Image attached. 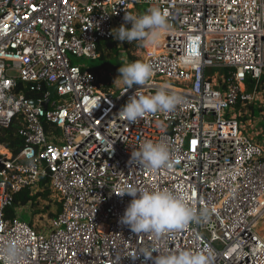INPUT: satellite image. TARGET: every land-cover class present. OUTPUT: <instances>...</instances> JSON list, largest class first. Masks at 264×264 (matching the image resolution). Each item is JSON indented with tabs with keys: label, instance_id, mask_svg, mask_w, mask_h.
I'll use <instances>...</instances> for the list:
<instances>
[{
	"label": "built area",
	"instance_id": "built-area-1",
	"mask_svg": "<svg viewBox=\"0 0 264 264\" xmlns=\"http://www.w3.org/2000/svg\"><path fill=\"white\" fill-rule=\"evenodd\" d=\"M141 5L169 25L162 52L147 51L143 91L163 87L183 102L129 122L119 111L140 86L106 90L75 60L98 59V44ZM209 68L225 73L210 78ZM262 82L264 0H0V132L16 124L24 143L17 153L0 143V249L18 243L21 264H154L144 250L264 264V149L233 113ZM149 140L169 146L173 167L132 161ZM43 180L60 196L51 229L7 218L14 197ZM130 187L173 191L208 216L160 238L135 234L120 223Z\"/></svg>",
	"mask_w": 264,
	"mask_h": 264
},
{
	"label": "clouds",
	"instance_id": "clouds-1",
	"mask_svg": "<svg viewBox=\"0 0 264 264\" xmlns=\"http://www.w3.org/2000/svg\"><path fill=\"white\" fill-rule=\"evenodd\" d=\"M125 23L113 28V38L129 44L136 42L139 46L156 45L161 33L168 28L167 14L157 7L137 14H127ZM131 27H128V24ZM119 75L114 84H122L128 89L138 85L119 113L129 122H135L147 114L174 111L183 101L182 98L166 88H158L154 93L146 94L143 86L152 78L153 68L142 60H124L118 68ZM132 161L150 170L171 168L174 165L169 146L164 142H143L131 153ZM129 195L132 200L126 207L120 223L127 226L135 234H151L160 238L173 230L182 229L190 222L207 218L208 210L203 209L199 215L191 208L183 197L173 191L156 188L130 187L120 192V196ZM147 259H153L154 264H207L203 254L191 250H182L166 254H157L144 250ZM22 247L13 241L0 249V259L3 264H21Z\"/></svg>",
	"mask_w": 264,
	"mask_h": 264
},
{
	"label": "rangeland",
	"instance_id": "rangeland-1",
	"mask_svg": "<svg viewBox=\"0 0 264 264\" xmlns=\"http://www.w3.org/2000/svg\"><path fill=\"white\" fill-rule=\"evenodd\" d=\"M146 11V6H138L137 12L141 13V11ZM165 32L163 31L159 37V40L156 45L149 46V47H139L138 50L134 52V56H136L137 60L145 61L147 56V51H158V53L162 52V48L160 45L163 42ZM121 41L118 40V44H120ZM119 55H118V67L121 66V63L124 60H127L129 62L134 60H129L126 54L122 51V47H119ZM73 60V59H72ZM113 63H116V60H113L111 57L108 59L107 64L110 65L112 61ZM76 63L82 67H86L90 70H95L103 65V61L96 59H79L75 60ZM225 71L223 69L218 68H209L207 71L208 77H214L219 78L222 75H224ZM119 75L118 69L113 70L110 74V88L111 91H117L123 87H125L122 84H114L115 79ZM171 83V82H170ZM103 85V83H102ZM105 86V85H103ZM249 92H252L254 89L255 84H252L251 82H248L247 84ZM264 82L261 83L260 87L256 88L254 93V101H251L249 103H246L244 105H239L234 114L240 113V126L242 132L251 139L252 142L255 144L263 147L264 149ZM237 115V114H236ZM238 116V115H237ZM41 186V183H40ZM48 192L50 193L49 199L52 198V200H60L59 194L53 190L51 186L48 185V188H46ZM49 199L40 198L37 203H35L32 206L27 207H21L17 209V216L21 221L27 222L29 224H33L38 232H44L49 231L51 229V224L54 221L51 214L56 213V206L52 205L53 203H50ZM50 206V209L47 207ZM261 232H264V224L260 225ZM1 264V263H0Z\"/></svg>",
	"mask_w": 264,
	"mask_h": 264
},
{
	"label": "trees",
	"instance_id": "trees-1",
	"mask_svg": "<svg viewBox=\"0 0 264 264\" xmlns=\"http://www.w3.org/2000/svg\"><path fill=\"white\" fill-rule=\"evenodd\" d=\"M143 10V9H142ZM147 11V9H146ZM145 12L144 10L141 11V13ZM140 11L138 14H141ZM118 40H104L101 41L98 44V54H99V60L103 61V65L99 68L93 70L98 78V82L100 84L103 83L104 89L110 88V77L109 74L115 70L118 69V55H119V47H122V51L124 54L127 55L129 60H137L136 56H134V52L139 49V46L136 42H133L132 44H129L127 41L120 42V44L117 43ZM113 58V60H116V63H112L110 65L107 64L108 59ZM27 97H30L32 99H37L40 97V94L37 93H26ZM0 143L4 145L7 149H10L14 153H17L19 149H22L24 146L23 141L17 136V126L16 124L11 127V129L6 131L0 132ZM40 190L37 191L35 194H32L31 190H24L20 194L16 195L14 197V200L8 207L6 211V217L7 218H18L17 216V209L21 207H27L32 206L40 198L49 199V192L46 188H48V180H43L41 182ZM50 203H53L52 205L56 206V213L51 214L53 220L57 219L60 212H61V203L57 200H52V198L49 199ZM50 209V206L47 207Z\"/></svg>",
	"mask_w": 264,
	"mask_h": 264
},
{
	"label": "bare ground",
	"instance_id": "bare-ground-1",
	"mask_svg": "<svg viewBox=\"0 0 264 264\" xmlns=\"http://www.w3.org/2000/svg\"><path fill=\"white\" fill-rule=\"evenodd\" d=\"M164 32H165V31H164ZM164 39H165V38H163V42H162V44H161V48H163V45H164ZM167 81H168V82H171V83H173V84H175V85H179V84H181V83H179L178 81H175L174 79H167ZM260 84H261V83H258V85H260ZM261 224H264V218H263V221H262ZM260 228H261V226H259V228H258V232H259L260 236L264 239V232L262 233L261 230H260Z\"/></svg>",
	"mask_w": 264,
	"mask_h": 264
}]
</instances>
